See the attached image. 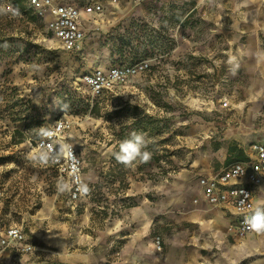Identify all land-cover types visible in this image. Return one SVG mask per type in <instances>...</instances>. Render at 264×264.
<instances>
[{"label": "rangeland", "instance_id": "rangeland-1", "mask_svg": "<svg viewBox=\"0 0 264 264\" xmlns=\"http://www.w3.org/2000/svg\"><path fill=\"white\" fill-rule=\"evenodd\" d=\"M7 1L0 210L33 249L6 250L0 264H251L254 255L223 246L238 241L229 226L219 240L189 199L197 175L222 164V146L264 141V0H98L79 51L47 29L48 13L11 0L24 9L11 15ZM140 61L145 70L101 98L79 81L93 67ZM60 117L91 189L76 201L57 193L63 178L50 163L28 159L37 129ZM133 131L147 134L152 155L125 167L114 153Z\"/></svg>", "mask_w": 264, "mask_h": 264}, {"label": "built area", "instance_id": "built-area-1", "mask_svg": "<svg viewBox=\"0 0 264 264\" xmlns=\"http://www.w3.org/2000/svg\"><path fill=\"white\" fill-rule=\"evenodd\" d=\"M27 5L38 14L48 13L47 29L68 51L82 49L87 35L83 21L102 11V4L97 0H92L84 5L66 0H27ZM5 9L11 15L20 14L19 8L11 0L6 2ZM146 67L147 63L143 61L133 64H108L104 67L98 66L85 70L82 72L80 80L92 98H101L116 86L127 83L131 76L142 72ZM49 125L53 128L54 136L52 139L44 141L45 148L55 147V143L58 141H67L73 144L67 136L68 125L64 118H56L43 126ZM33 143L39 152L44 150L38 135L33 139ZM248 150L249 154L245 159L232 161L215 173L199 176L197 196L193 198L194 203L202 198L211 206H231L236 215L230 222L229 228L238 237L264 235L250 232L243 225L244 217L250 215L256 207L254 204L256 187L264 186V142H252L249 144ZM73 151L77 157L75 167L65 159L50 164L60 178L73 185L72 193H68V198L71 201H76L81 196L76 189L78 183L83 182V173L82 161L75 146ZM242 200L244 201L243 205H241ZM155 241L159 247L158 236ZM6 248L19 252H30L33 245L27 240L21 225L5 224L0 219V250Z\"/></svg>", "mask_w": 264, "mask_h": 264}, {"label": "clouds", "instance_id": "clouds-1", "mask_svg": "<svg viewBox=\"0 0 264 264\" xmlns=\"http://www.w3.org/2000/svg\"><path fill=\"white\" fill-rule=\"evenodd\" d=\"M235 58L230 57L229 63L231 64ZM62 109L66 105L61 106ZM58 123V122H57ZM37 135L41 140V147L43 151L29 155L28 159L35 164L47 165L61 159L69 161L73 167L76 166L77 157L74 155V144L67 141H58L55 147L48 146L45 148L44 141L52 139L54 131L51 125L41 126L37 129ZM151 141L147 134L141 131H133L127 139L119 143V150L114 153L115 159L118 163L125 167H132L139 161L146 163L151 159V152L147 151ZM73 185L63 179L57 182V193L65 194L72 193ZM81 195L87 196L90 194L91 189L87 183L79 182L77 189ZM244 201H241L243 205ZM243 225L246 230L257 234H264V204H258L250 215H246L243 220Z\"/></svg>", "mask_w": 264, "mask_h": 264}, {"label": "crops", "instance_id": "crops-1", "mask_svg": "<svg viewBox=\"0 0 264 264\" xmlns=\"http://www.w3.org/2000/svg\"><path fill=\"white\" fill-rule=\"evenodd\" d=\"M66 1L77 3L76 0H66ZM100 14L101 12L97 15H100ZM89 18L90 16L85 18V20L83 21L87 34L89 31V26H88ZM94 22H97V20H94ZM86 41H87V35L83 42L82 48L85 46ZM252 142H256V141H252ZM252 142H248L246 145H244V144L236 143L232 141L228 145L222 146L219 149L220 154L217 156L218 161L222 164L218 168L211 167L207 169L206 171L197 175L196 179L194 180L193 186H192L193 190L191 192L189 201L193 202V198L197 196V179L199 176L215 173L219 171L223 166L231 163L232 161L245 159L249 154L248 146ZM232 143H235L238 146V148L241 150V155L238 157H234L231 154V156L228 159L227 158L228 146ZM195 204H196L195 209L197 208L199 210H196V212L193 211L192 214L196 218H202L206 224L210 225L213 229L214 234L218 236L219 240L223 239L224 236L227 235V233H229L226 230L227 228L226 226H229L230 222L235 218L236 214L234 212V209L229 205L211 206L207 204V202L202 198H200L199 201ZM254 204L255 206H257L258 204H264V186L256 187L255 193H254ZM0 219L5 224H16V223H6L5 221H3L1 217V210H0ZM229 234L233 235V238L238 239V241H235L234 243H223V246L230 245L231 248L228 250L230 252V255L233 253L238 254V253H242L246 251L247 253L254 255L251 261V264H264V235H249L245 237H238L231 230ZM244 238H247V239L242 240ZM250 240H255V243L252 244ZM241 241H245L243 243L245 245H251V247H245L242 245V247L244 248H239V244L241 243ZM6 250H15V249L6 248L3 250H0V256Z\"/></svg>", "mask_w": 264, "mask_h": 264}, {"label": "trees", "instance_id": "trees-1", "mask_svg": "<svg viewBox=\"0 0 264 264\" xmlns=\"http://www.w3.org/2000/svg\"><path fill=\"white\" fill-rule=\"evenodd\" d=\"M15 4V6H17L20 10V14L23 12L24 9H22L19 5V2H13ZM28 18L31 20V19H34V16H28ZM118 64V63H117ZM85 71V70H84ZM83 71V72H84ZM82 74V72H81ZM81 74L79 76V81L80 83L82 84L81 80H80V77H81ZM83 85V84H82ZM231 154L234 156V157H238L241 155V150L238 148V146L235 144V143H232L228 146V154H227V158L229 159V157L231 156ZM226 158V159H227ZM227 159V160H228Z\"/></svg>", "mask_w": 264, "mask_h": 264}, {"label": "bare ground", "instance_id": "bare-ground-1", "mask_svg": "<svg viewBox=\"0 0 264 264\" xmlns=\"http://www.w3.org/2000/svg\"><path fill=\"white\" fill-rule=\"evenodd\" d=\"M250 242H251L252 244H254V243H255V240H250Z\"/></svg>", "mask_w": 264, "mask_h": 264}]
</instances>
